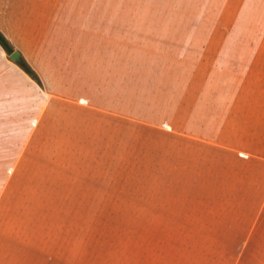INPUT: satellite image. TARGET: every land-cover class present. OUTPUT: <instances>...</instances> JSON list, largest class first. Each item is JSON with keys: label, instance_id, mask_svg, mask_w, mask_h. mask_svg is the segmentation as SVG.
I'll return each instance as SVG.
<instances>
[{"label": "rangeland", "instance_id": "obj_1", "mask_svg": "<svg viewBox=\"0 0 264 264\" xmlns=\"http://www.w3.org/2000/svg\"><path fill=\"white\" fill-rule=\"evenodd\" d=\"M87 9L0 90V264H264V0Z\"/></svg>", "mask_w": 264, "mask_h": 264}, {"label": "crops", "instance_id": "obj_2", "mask_svg": "<svg viewBox=\"0 0 264 264\" xmlns=\"http://www.w3.org/2000/svg\"><path fill=\"white\" fill-rule=\"evenodd\" d=\"M88 6L95 19H102L103 0H0V30L21 57L31 54L24 40L35 42L39 54L53 55L56 45L49 39H67L71 32L79 38L83 32L86 37ZM44 39L46 44L41 42ZM19 66L0 45V90L5 83L9 86L6 79L22 82L24 73ZM33 67L42 77L38 67Z\"/></svg>", "mask_w": 264, "mask_h": 264}, {"label": "trees", "instance_id": "obj_3", "mask_svg": "<svg viewBox=\"0 0 264 264\" xmlns=\"http://www.w3.org/2000/svg\"><path fill=\"white\" fill-rule=\"evenodd\" d=\"M0 45L5 49L7 54H11L15 50L12 44L10 43V41L8 40V38L4 35V33L1 30H0ZM22 67L32 79H34L39 84H41V80L38 74L28 64L25 63Z\"/></svg>", "mask_w": 264, "mask_h": 264}, {"label": "water", "instance_id": "obj_4", "mask_svg": "<svg viewBox=\"0 0 264 264\" xmlns=\"http://www.w3.org/2000/svg\"><path fill=\"white\" fill-rule=\"evenodd\" d=\"M10 59L19 63L20 65H24L25 62L21 57L20 51L19 50H14L11 54H10Z\"/></svg>", "mask_w": 264, "mask_h": 264}]
</instances>
